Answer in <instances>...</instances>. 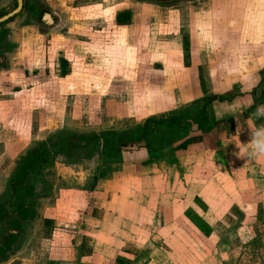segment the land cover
I'll list each match as a JSON object with an SVG mask.
<instances>
[{
  "label": "crops",
  "instance_id": "crops-1",
  "mask_svg": "<svg viewBox=\"0 0 264 264\" xmlns=\"http://www.w3.org/2000/svg\"><path fill=\"white\" fill-rule=\"evenodd\" d=\"M88 1L40 0L47 8L45 17L60 19L55 25H70L67 30L74 34L72 41L63 37L64 43L68 40L74 46L72 54L60 49L64 55L59 51L48 57L45 82L0 70V159L11 155L8 151L19 142L31 139L37 126L48 132L60 129L67 108L65 87L74 89L82 78L90 79V91L97 95L92 97L97 99L95 103L89 100L85 106L96 105L100 111L114 109L111 105L116 100L109 97L114 93L125 95L129 101L120 110L153 111L151 116L162 117L197 100L205 91L226 93L235 84L237 95L231 102H212V130L200 134L192 126L190 144L174 153L186 179L187 197L191 193L185 210L203 220L207 235L182 212L181 219L190 229H179L173 208H163L161 199L151 194L157 193L159 185L146 188V180L156 182L152 176L179 172L173 164L158 160L145 167L132 166L133 176L123 172V167L112 172H104L102 165L90 171L84 167L72 180L70 173L62 172L69 168L58 155L54 161L63 166L56 174L60 176L59 188L69 183L80 188L81 195L66 199L69 210L65 213L42 218L55 227L45 237L48 264H264V154L250 146L257 132L264 133V112L258 111L264 109V73L261 69L245 71L228 84L224 80L216 83L210 73L208 86H204L198 77L200 64L191 56L185 65L178 53L182 45L179 26L158 22L151 28L160 16L151 10L154 5L138 1L131 6L128 2L115 10L111 1L102 0L103 6ZM97 25L106 26L98 29ZM88 60L92 64L86 68L82 63ZM147 61L157 64L153 71L158 75L151 85V78L145 81ZM5 82L21 84L14 85L19 88L14 90L2 85ZM150 96L153 100L145 108ZM106 103L110 106L105 107ZM241 144L247 151L238 158L236 145ZM68 178L74 182H67ZM173 200L171 206H178L179 199ZM61 222L64 231L60 230ZM59 234L68 240L62 257L53 244ZM64 256L68 261H62Z\"/></svg>",
  "mask_w": 264,
  "mask_h": 264
},
{
  "label": "rangeland",
  "instance_id": "rangeland-1",
  "mask_svg": "<svg viewBox=\"0 0 264 264\" xmlns=\"http://www.w3.org/2000/svg\"><path fill=\"white\" fill-rule=\"evenodd\" d=\"M108 1L113 3L115 10H117V8H124L128 2L131 6L138 2V0ZM22 2V11L27 12H21L22 14L19 12L6 24L0 25V70L10 71L12 76L25 77L29 75L33 79H39V81L45 82L48 57H52L54 53L57 54L60 49H62L66 55H70V52L72 54L74 46H72L68 40L72 41L74 34L71 30L70 32L67 30L70 25H54L49 28L43 27L40 24L37 25L35 23L37 12L43 7L47 10L46 6L40 4V0H24ZM88 2L93 4V6L104 5L102 0H89ZM13 7L14 0H0V14L10 12ZM151 10L160 14L155 24L151 25V28L156 27L155 25H157L158 22H160L161 25H177L179 26L177 28L178 34H180L179 37L182 38L183 35L186 36L188 41L187 65L190 63L191 56L195 64H200L197 66V71L200 74L198 77L202 85L208 86L207 80H209L208 74L210 73L213 75V79L216 80V83H220L224 80L226 84L233 81L237 74L245 71L251 72L255 69H261L264 73V0H190L187 1V3L179 2L172 6H151ZM33 13H35V16ZM31 14L33 16H31ZM63 16L64 15H62V18ZM28 19H32L33 25H21L29 21ZM64 20H62V23ZM57 21H60V19H57ZM105 26L106 25H97L96 28L105 29ZM87 28H90V25H87ZM105 32L106 31H104V33ZM149 36H152V34ZM163 36L162 34V37ZM63 37L68 38L65 43ZM165 43H167V41ZM178 51L182 56L185 55L182 45L178 48ZM62 53L63 52L60 51L58 54ZM82 64L84 67L89 68L92 63L88 60L84 61ZM130 64H132V62H130ZM145 64L147 66L145 81L147 83L148 78H151L149 81V85H151L158 75V73L153 71V66L157 67V64L152 61H147ZM68 82L69 78L65 80V83ZM76 82H81V85L78 83L74 89L73 87H68V85L65 87V96L67 97L65 124L56 131H66L68 134H71V136H76L79 131L94 134H98L103 130L126 132L134 126L142 124L147 118L162 117L159 115L151 116L150 113H153V111H145V114L143 113L144 111L138 112L132 111V109H130V111L120 110L123 109L124 106L127 107L129 103V101L128 103L126 102L127 100L125 101L126 96L121 93L109 95L110 98L113 97L116 100V104L114 105L112 103L111 105V108L114 106L112 110L108 108V110L104 109L100 111L95 109L96 105L93 108H91V106H85V103L89 102V100L92 104L95 103L97 99H92V97L97 95H94V92L90 91L91 86L89 78H82ZM16 84L21 83L9 84V82H5L2 85L7 87L12 86L14 90H19L17 86H14ZM101 88L102 87H99L98 89L100 90ZM229 88L231 89L227 90L226 93L213 95H229L230 99L225 101H232L237 95L235 93L236 86L234 84ZM205 92L202 93V96L206 94ZM80 93L81 95L78 96ZM105 98L107 99V97ZM73 100L75 101V105L73 104ZM152 100L153 96L146 99L145 104L147 106L145 108L150 106L148 103L152 102ZM192 102L187 104V107H189ZM133 104H135V102ZM107 106H110V104L106 103L105 107ZM185 107L186 105L170 111L168 110L169 112H166L165 117L172 114L174 115L176 112L185 116L196 110L193 108V110H187V107L184 109ZM140 108H142L141 105ZM210 110L214 117L211 108ZM23 111L24 115L26 110L24 109ZM101 122H103V124H100ZM192 126L194 125H191L190 129ZM52 131L48 132L40 126H37L33 132L34 136L32 138L30 137L31 139L26 141V138L22 143H15L16 145L14 149H12V152L8 151L11 155H5L0 159V204L4 202L9 195L7 180L14 168L13 165L15 161L27 151L29 152L32 149L40 147L45 141L51 142L57 135L55 130ZM29 134H31V132H29ZM206 134H209V132ZM191 136L189 130L187 137L191 139ZM176 144L177 143L174 145ZM92 149L93 147L67 148L63 154H55L52 165L47 168L48 170L46 169L41 177H37V179L32 182L33 216L32 218L23 220V223L19 221L20 227L18 229L20 232H18L19 237L17 245L7 262L2 264H48L50 262L45 256V247L46 244H48V242L45 241V237L49 235V230L55 227H52L48 221H43L42 218L45 216L48 218L54 217L57 212L65 213V211L69 210V206L65 203L66 199L71 200L81 195L80 188L72 184L70 185L69 183L66 184V187L59 188V185H61L59 182L60 176L56 174L63 169V166L55 162L57 160L55 156L58 157V155H60L63 159L64 164H66L65 166L69 169L62 170V172L64 173L67 171L70 173L69 178L72 180L78 178L76 174L83 173L82 169L84 167L87 168L85 171H90L94 166L100 167L101 165L102 167L104 166V172H112L116 169L118 171L120 167H123V172L127 173L128 171L129 175L133 176L135 172L131 170L134 169L132 166H140L148 162L145 150L136 148L132 145L122 147V161L118 165L113 163L109 165L102 163L101 160H99V149ZM171 149L172 147L168 148L167 151H171ZM141 153L146 156H143ZM179 170L180 172H176V170H172L171 173L168 172V177H165L163 174H159L156 177L152 176L153 180L156 182L150 181L149 179V181L146 180V188L149 189V186H153L154 183L158 184L159 189H157V193L151 194L161 199L163 208H173V216L178 219L176 223L179 229L189 231L190 227L186 226L181 219V212L183 213L185 211L186 202L187 200L189 201L191 193L188 194L187 197L186 179L181 176L183 169L179 167ZM69 178L66 179L67 182L71 181ZM176 198L179 199V205L171 206L170 201L172 199L177 200ZM180 199L183 200L182 203H180ZM174 200L173 202H175ZM58 217L61 216L58 215ZM65 224L67 226H73L71 223L65 222ZM60 225V230H62L61 228L64 222H61ZM62 231H64V229ZM68 233L71 232L69 231ZM61 236L62 235L59 234L53 240V244L57 246L56 250H61L62 257L66 255L65 244L68 240ZM182 245L185 246V244ZM181 252L184 253L183 258H185L184 249H182ZM62 261L68 260L64 256Z\"/></svg>",
  "mask_w": 264,
  "mask_h": 264
},
{
  "label": "trees",
  "instance_id": "trees-1",
  "mask_svg": "<svg viewBox=\"0 0 264 264\" xmlns=\"http://www.w3.org/2000/svg\"><path fill=\"white\" fill-rule=\"evenodd\" d=\"M182 48L185 54L183 61L187 65L188 41L185 35L182 36ZM229 99V95L218 96L206 93L192 102L189 107L186 106L187 110L196 109L192 113L184 116L176 112L167 117L147 118L142 124L136 125L126 132L103 130L94 134L78 130L76 136H71L66 131H56L57 135L51 142L45 141L40 147L27 151L14 163V168L7 180L9 192L7 197L11 198L9 206L12 212L16 213V218L11 224L12 227L18 229L19 221L32 218L33 188L31 184L52 165L55 154H63L67 148L93 147L92 150L99 149V160L102 163L118 165L122 161V147L132 145L142 148L147 153L148 162L141 165L142 167L147 166L150 162L164 160L173 164L180 172L174 153L184 151L190 144V139L187 137L190 126L194 125L201 134L210 132L215 124L210 110L211 103ZM175 143L177 144L174 145ZM171 147V151H167ZM6 201L0 204V219L8 214ZM183 216L201 233L208 234L209 230L206 224L190 209H186Z\"/></svg>",
  "mask_w": 264,
  "mask_h": 264
},
{
  "label": "flooded vegetation",
  "instance_id": "flooded-vegetation-1",
  "mask_svg": "<svg viewBox=\"0 0 264 264\" xmlns=\"http://www.w3.org/2000/svg\"><path fill=\"white\" fill-rule=\"evenodd\" d=\"M138 1L146 2V3L154 5V6H172V5L179 3V2L187 3V1H190V0H138ZM22 4H23V2H22ZM15 7H16V1L14 0V7L12 8V10ZM21 12H22V7L20 10V13ZM7 13H9V12H7ZM7 13H5V14H7ZM5 14H3V15H5ZM3 15H1V16H3ZM26 15H28V14H26ZM33 15L35 16V13H33ZM33 15L31 14V16H33ZM45 15H46L45 7H43L42 9L39 10V12H37V19H36V22H35V20H34V22L37 25L40 24L46 28L53 27V26H49L46 24V22L44 21ZM13 17H11L10 19H8L7 21H5L3 23H0V25L6 24ZM49 19H51L53 21L52 25L56 24V22H57L56 17L52 16L51 18L49 17ZM31 20L32 19L25 22L23 25H33ZM5 200H7L6 205H7L8 214L5 215L2 219H0V264L7 262V260L11 256L12 251L14 250L15 246L17 245V241H18V237H19L18 232H20L19 229L13 228L11 225L12 222L14 221V219L16 218V216H15L16 213H13L10 206H9V203L11 200L9 197H7V199H5ZM23 222L24 221H22V223ZM19 223L20 222L17 223L18 227H20Z\"/></svg>",
  "mask_w": 264,
  "mask_h": 264
},
{
  "label": "clouds",
  "instance_id": "clouds-1",
  "mask_svg": "<svg viewBox=\"0 0 264 264\" xmlns=\"http://www.w3.org/2000/svg\"><path fill=\"white\" fill-rule=\"evenodd\" d=\"M258 111L264 112V109H258ZM255 136L257 138H254L251 141L250 146L259 153L264 154V133L257 132ZM236 147L239 149V152L235 153V155H237L238 158L241 157V155L247 151V147H244L242 144L236 145Z\"/></svg>",
  "mask_w": 264,
  "mask_h": 264
},
{
  "label": "water",
  "instance_id": "water-1",
  "mask_svg": "<svg viewBox=\"0 0 264 264\" xmlns=\"http://www.w3.org/2000/svg\"><path fill=\"white\" fill-rule=\"evenodd\" d=\"M15 1H16V7L12 11H10L9 13L1 16L0 17V23L7 21L8 19H10L11 17H13L14 15H16L17 13L20 12L21 7H22V0H15ZM44 21L46 22L47 25L54 26V25H52L53 21L51 19H49V16L48 17L46 16ZM10 200H11V198H10Z\"/></svg>",
  "mask_w": 264,
  "mask_h": 264
}]
</instances>
